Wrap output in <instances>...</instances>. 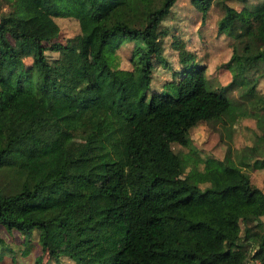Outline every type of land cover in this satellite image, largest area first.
I'll list each match as a JSON object with an SVG mask.
<instances>
[{"label":"trees","instance_id":"trees-1","mask_svg":"<svg viewBox=\"0 0 264 264\" xmlns=\"http://www.w3.org/2000/svg\"><path fill=\"white\" fill-rule=\"evenodd\" d=\"M174 1L0 0V78L32 97L48 83L57 97L47 106L16 100L0 115V226L7 233L15 230L27 243L36 229L41 250L57 258L47 238L54 226L69 227V210L41 217L32 211L49 208L52 185L68 178L80 193L106 195V217L124 225L122 245L109 264H239L248 258L264 263V192L250 184L243 169L249 164L245 148L251 147L236 149L227 141L222 157L202 156L189 136L192 126L207 122L219 125L230 139L232 122L246 113L244 97L255 94L257 77L264 75V0H233L238 7L219 0L216 31L231 38L222 62L229 72L225 83L213 84L205 64L174 41L178 78L150 89L152 58L162 56L160 21ZM189 1L204 20L211 0ZM54 17L74 18L78 30L59 41ZM122 37L132 40L138 60L133 80L138 99L147 105L146 114L130 125L126 165L112 155V133L99 132L94 117L99 98L84 96L97 86L85 45L92 42L94 55L107 66ZM46 50L56 55L49 57ZM232 88L236 97L227 94ZM259 108L262 127L264 103ZM53 121L83 133V145L73 151L55 143L30 152V131ZM171 142L187 151H174ZM93 154L104 160L98 184L75 166ZM13 243L0 235V261L3 251H17ZM19 251L26 255V244Z\"/></svg>","mask_w":264,"mask_h":264},{"label":"rangeland","instance_id":"rangeland-1","mask_svg":"<svg viewBox=\"0 0 264 264\" xmlns=\"http://www.w3.org/2000/svg\"><path fill=\"white\" fill-rule=\"evenodd\" d=\"M230 4L238 7L239 2L230 0ZM219 0H211L204 20L189 0H175L169 12L160 21L159 33L162 44V56L153 57V69L150 76V89H160L163 81L178 78L179 62L174 41L194 52L195 59L205 64V72L213 84H223L229 79V72L222 66L231 48V38L216 31V21L222 13ZM59 31L56 39L63 42L65 37L78 30L77 22L72 17H54ZM117 37V36H116ZM115 37V38H116ZM132 40L121 38L109 54L108 65L104 66L94 55L93 43L85 45V56L89 68L93 71L97 86L87 89L85 97L99 98V107L94 111L99 132L110 131L116 142L112 155L126 165V140L130 125L137 118L146 114V103L138 99L139 87L133 80V69L138 62L132 52ZM50 57L56 52L46 50ZM25 63L30 61L25 57ZM35 82L38 77L33 73ZM44 92L38 97H32L28 91H15L13 87L0 78V115L5 114L13 101L25 100L36 105L47 106L57 102L56 93L50 85L43 84ZM229 96H237V89L227 91ZM257 96V98H256ZM247 101V111L237 117L231 124L230 139L219 125L212 127L207 122H199L189 129L192 144L199 155L222 157L227 141L232 147L247 149L249 164L243 169L248 174L251 185L264 192V124L258 123V105L264 103V75H259L255 82V94L244 97ZM256 98V99H255ZM253 103V105H252ZM253 109V110H252ZM253 111V112H251ZM264 120V119H263ZM29 150L40 153L55 143L63 144L68 150H78L84 142V135L78 130L63 127L57 121L43 124L30 131ZM174 151L186 152L187 148L176 142H171ZM76 169L98 184L104 177V160L98 154L78 159ZM52 204L47 209L32 211L36 216H47L56 209H68L71 224L69 227L54 226L47 238L52 251H58V256L48 257L41 250L37 241L36 229L29 235V242L23 243L21 235L13 230L7 233L0 226V235L5 239H13L14 253L3 251L0 264H109L117 250L122 245L124 225L106 217V208L110 204L104 194H83L78 192L68 178L52 185ZM264 221V215H262ZM12 234V235H10ZM28 247L26 255L20 253L23 245ZM39 259L35 260V256Z\"/></svg>","mask_w":264,"mask_h":264},{"label":"built area","instance_id":"built-area-1","mask_svg":"<svg viewBox=\"0 0 264 264\" xmlns=\"http://www.w3.org/2000/svg\"><path fill=\"white\" fill-rule=\"evenodd\" d=\"M239 264H264V263H261L260 261H258L256 259L248 258V259H246L245 261H243V262H241Z\"/></svg>","mask_w":264,"mask_h":264},{"label":"crops","instance_id":"crops-1","mask_svg":"<svg viewBox=\"0 0 264 264\" xmlns=\"http://www.w3.org/2000/svg\"><path fill=\"white\" fill-rule=\"evenodd\" d=\"M63 145V144H62Z\"/></svg>","mask_w":264,"mask_h":264}]
</instances>
